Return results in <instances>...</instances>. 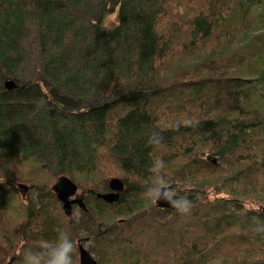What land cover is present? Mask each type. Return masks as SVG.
<instances>
[{
  "label": "trees",
  "instance_id": "obj_1",
  "mask_svg": "<svg viewBox=\"0 0 264 264\" xmlns=\"http://www.w3.org/2000/svg\"><path fill=\"white\" fill-rule=\"evenodd\" d=\"M0 177V264H264V0H0Z\"/></svg>",
  "mask_w": 264,
  "mask_h": 264
},
{
  "label": "water",
  "instance_id": "obj_2",
  "mask_svg": "<svg viewBox=\"0 0 264 264\" xmlns=\"http://www.w3.org/2000/svg\"><path fill=\"white\" fill-rule=\"evenodd\" d=\"M3 87L5 90L11 91L18 88L19 85L13 78L6 76L3 79ZM213 163H215L214 160ZM108 187V192L96 193V197L106 203L117 202L120 194L125 189L124 182L118 177H112L108 181ZM18 188L21 191L22 197H24L28 191V186L20 183L18 184ZM53 191L55 192L58 202L65 215H71L73 205H77L83 210L86 209L83 198L81 196L74 197L77 193V186L69 177H58L53 185ZM155 205L159 208H168L170 206V200L165 194V187H161L159 189V192L155 197ZM79 264H97L93 255L82 245H79Z\"/></svg>",
  "mask_w": 264,
  "mask_h": 264
},
{
  "label": "clouds",
  "instance_id": "obj_3",
  "mask_svg": "<svg viewBox=\"0 0 264 264\" xmlns=\"http://www.w3.org/2000/svg\"><path fill=\"white\" fill-rule=\"evenodd\" d=\"M188 121H185V124H187ZM4 182V178L0 177V183ZM151 201H155V195L153 194L151 197ZM187 207L184 208H178L176 205H173L177 208V210L179 212H181L182 214H186L190 211L191 209V202L187 201ZM75 251V244L74 243H70V244H66V245H61L60 248V252L59 254L55 257L54 261L52 262V264H73V253Z\"/></svg>",
  "mask_w": 264,
  "mask_h": 264
},
{
  "label": "rangeland",
  "instance_id": "obj_4",
  "mask_svg": "<svg viewBox=\"0 0 264 264\" xmlns=\"http://www.w3.org/2000/svg\"><path fill=\"white\" fill-rule=\"evenodd\" d=\"M114 23V19L113 18H109V21L107 20V24L108 25H112ZM3 84V83H2ZM28 192V191H27ZM26 192V193H27ZM159 192V191H158ZM157 192V193H158ZM81 193V191H78L77 192V194H76V196H79V194ZM157 193L155 194V197H156V195H157ZM20 194H21V191H20ZM165 194H166V196L168 197V199H170L171 200V196H172V194H173V191L172 190H167L166 192H165ZM22 195V194H21ZM244 203H245V205L247 206V207H249V208H254V209H259L260 208V205H259V203H257L256 201H254L253 199H251V198H248V197H245V196H243V197H241L240 198ZM155 202V201H154ZM8 205H10V204H8ZM78 209L79 208H74V211H72L73 213H72V216L74 217V218H77L78 216H79V211H78ZM146 241H143V243H145ZM90 243H89V241H86L85 242V244H84V248H86V249H88V245H89ZM28 261V260H27Z\"/></svg>",
  "mask_w": 264,
  "mask_h": 264
}]
</instances>
